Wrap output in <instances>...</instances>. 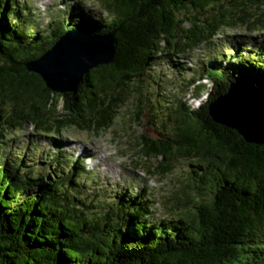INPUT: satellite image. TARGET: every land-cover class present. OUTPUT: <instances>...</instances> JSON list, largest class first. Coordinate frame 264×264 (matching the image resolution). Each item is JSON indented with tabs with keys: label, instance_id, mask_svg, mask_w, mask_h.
Listing matches in <instances>:
<instances>
[{
	"label": "trees",
	"instance_id": "16d2710c",
	"mask_svg": "<svg viewBox=\"0 0 264 264\" xmlns=\"http://www.w3.org/2000/svg\"><path fill=\"white\" fill-rule=\"evenodd\" d=\"M232 1L233 6L256 9L264 5V0ZM98 2L109 14L107 21L102 23L74 2L67 10L74 26L66 30H83L91 36L113 33L112 54L84 71L72 88L55 91L35 63L66 31L59 32L56 26L47 34L28 32L17 1L0 0V264H264V141L246 140L209 112V105L226 94L230 83L241 81L229 78L226 65H235L238 74L246 76L242 82L264 96L260 44L241 51L237 38L227 42L233 49L230 53L202 61L184 88L188 91L191 86V99L197 104L179 101L174 120L168 114L175 123L173 136L161 139L160 132L158 138L143 136L146 155L160 157L157 172L169 170L174 155L192 159L194 194L164 210L163 216L154 217V200L146 186L136 192L124 188L108 201L86 200L85 193L90 192L80 182L86 171L81 158L68 166V177L62 176L65 169L51 170L64 156L57 147L47 167L38 171L3 151L5 133L26 121L47 133L68 127L67 121L80 128L90 123L98 130L108 128L133 94L131 86L140 85L144 77L154 81L147 70L157 59L164 56L172 69H185L173 57L213 44L220 28L247 24L250 16L247 9L237 16L217 11L213 8L217 0ZM189 9L192 15L187 14ZM263 14L248 27L264 25ZM223 56L225 65L220 67ZM197 74L210 80L209 88L195 84ZM138 85L135 90L140 93ZM156 91L157 97V87ZM148 104L152 106L149 100ZM156 105L162 106L159 100ZM50 137L54 144L59 141ZM253 138L264 140V135Z\"/></svg>",
	"mask_w": 264,
	"mask_h": 264
},
{
	"label": "rangeland",
	"instance_id": "374dc122",
	"mask_svg": "<svg viewBox=\"0 0 264 264\" xmlns=\"http://www.w3.org/2000/svg\"><path fill=\"white\" fill-rule=\"evenodd\" d=\"M16 1L17 5L23 10L24 22L22 24L28 32L38 31L47 34L56 26H58L59 32H65L67 27H73L74 21L71 18L68 21L67 10H70V4L74 2H78L86 12L96 16L103 21L102 23L109 19V14L102 9L98 0ZM233 2L232 0H217L213 8L217 9V11L223 9L226 11L225 14L230 15L233 14L231 12H234L235 16L242 13L241 9H247L250 12L248 22L264 13V5L256 9L249 5L238 4L233 6L231 5ZM207 10H209V7H207ZM193 13V10L189 9L187 14L192 15ZM262 17H264V14ZM248 22L247 24L238 23L232 25V27L221 26L222 28L213 37V44L200 45L197 50L184 51L173 57L176 63L181 64V66L178 65L179 68L185 69L180 71L172 69L169 63L165 61L164 56L157 59L147 70V73L154 75V81H152L151 77H144L140 81V85L131 86L133 94L118 108L108 128L98 130L91 123L88 127L80 128L67 121L68 127H54L53 131L47 133L35 129L32 122L26 121L21 126H13L12 129L5 133L6 140L3 151L11 157L16 154V157L23 158V162L29 165L30 170L38 171L47 167V159L54 156V148L57 147L58 152L61 150L64 156L60 158V162L51 170L55 169L59 173V171L61 172L65 169L62 172V176L68 177V166H72L73 161L77 157H81L86 171L80 175V182L83 181L84 190L90 192L89 194L85 193L86 200L89 198L94 200L103 198L108 201L120 195L124 188L136 192L142 186H146V193L154 200V217L163 216L164 210H168L172 206L175 207L181 200H185L187 194L190 197L194 194L192 185L195 177L191 173L189 164L192 159L180 154L174 155L168 162L170 165L169 170L164 173L157 172L158 170H155V167L160 157L146 155V152H144L146 142H144L143 136L158 138L157 133L159 132L163 135L161 139H168L173 136L175 124L173 123L175 118L173 111L177 108L178 102L187 100L191 106L197 104L191 99L194 95L191 86V89L184 91L187 78L190 75L193 76V69H196L202 61H208L210 55L233 51L230 45L227 46V42L229 44L230 42L235 43L237 38H241L242 42L240 45L234 44L241 51L255 48L259 44L263 47L261 51L264 50V25L257 24L249 28ZM77 46H81V44L79 43ZM65 48L67 50L69 48L67 43H65ZM58 52L60 53V51ZM51 56H56V54ZM106 57L108 59V56ZM225 59L226 56L225 58L223 56L220 61V67L225 65ZM46 63L47 61H41L39 64L43 66H39V64H36V66L44 70L47 69ZM226 66L231 71L229 78L233 81L245 79L246 76L238 74L239 70L236 69L235 65ZM208 70L214 72L213 67L209 65ZM47 72L51 73L52 71L47 69ZM49 73L48 75H50ZM195 80V84L201 83L207 88L210 87V80L204 76L200 78L199 74H197ZM136 85L139 86L140 93L135 90ZM156 87L158 92H160L157 97ZM204 94L205 92L201 94L200 99H203ZM158 97L161 98L158 99ZM156 98L162 104L161 107L156 105ZM148 100L152 106L148 104ZM163 100H165V103H163ZM60 107L59 111H61ZM6 109L5 112L10 111L9 107ZM136 111L141 113L138 114V117H135ZM51 135L59 140L56 144L50 137ZM65 140L69 143H66ZM31 141L32 144H28ZM66 157L67 159H65ZM63 159L68 161L69 164H64Z\"/></svg>",
	"mask_w": 264,
	"mask_h": 264
},
{
	"label": "bare ground",
	"instance_id": "6f19581e",
	"mask_svg": "<svg viewBox=\"0 0 264 264\" xmlns=\"http://www.w3.org/2000/svg\"><path fill=\"white\" fill-rule=\"evenodd\" d=\"M65 41L72 44L68 50L45 60L47 67L52 69L53 78L56 80L55 84L60 88L71 87L85 66L105 61L112 45L109 38L92 39L79 33L68 35L64 39ZM79 43L81 46L77 47ZM74 45L77 47L76 58H74L75 54L73 55ZM50 61L52 62L50 63ZM47 83L50 85L49 82ZM248 88L245 84L231 87L227 97L219 100L222 103L221 108L240 124L245 123L246 129L250 130L251 134H254L253 136L264 135V101L260 95Z\"/></svg>",
	"mask_w": 264,
	"mask_h": 264
},
{
	"label": "water",
	"instance_id": "95a60500",
	"mask_svg": "<svg viewBox=\"0 0 264 264\" xmlns=\"http://www.w3.org/2000/svg\"><path fill=\"white\" fill-rule=\"evenodd\" d=\"M73 33H79V34H83V35H87L89 38H92V39H99V38H109L111 41H112V45H111V48H110V51H109V54H108V59L110 58V56H111V54H112V50H113V47H114V40L112 39V34L113 33H110V34H103V35H90V34H88V33H84L83 32V30H76V29H68V30H66V32L63 34V35H61L59 38H58V40L53 44V46L51 47V48H49L48 50H46L42 55H41V57L39 58V61H37L36 63H35V66H36V64H39L41 61H45V60H47V59H50L51 57H49V56H51V55H53V54H56V56L59 54V52L58 51H60V53H64V51L65 50H67L66 48H65V43H67L68 44V47H70L72 44L71 43H69V42H67V41H65L64 42V39H66L67 38V36L68 35H70V34H73ZM75 47L73 48V55L75 54V56H74V58H76L77 57V51H76V49H77V47H76V45H74ZM63 47H64V49H63ZM69 49V48H68ZM58 52V53H57ZM108 59H106L105 61H107ZM105 61H100V62H105ZM97 62H94V63H92V64H89V65H87V66H85L84 68H83V70L81 71V73H79L78 75H77V78H75V80H74V84L71 86V87H69V88H67V89H70V88H72L79 80H80V78H81V75L83 74V72L84 71H86V70H88L89 69V67H92V66H94V64H96ZM40 66H43V65H41L40 64ZM46 67V66H45ZM47 69H50L51 71H52V69H51V67H47ZM47 69H44L43 70V68L42 69H39V68H37V70L40 72V73H42V75H43V77L45 78V80L47 81V82H49L50 83V87L53 89V90H55V91H62L64 88H60V87H58L55 83H56V80L53 78V72H51V73H49V72H47ZM46 71V72H45ZM45 73H47V74H45ZM48 73L50 74V75H48ZM245 82L246 81H243L242 82V80L241 81H236V82H234V83H230L229 84V88H228V90H227V92H226V94H224V95H222V96H219L215 101H213L210 105H209V112H210V115L213 117V119L214 120H216V121H218V122H220V123H223V124H227L228 126H231V127H234L235 129H237L240 133H242L244 136H245V138H246V140H248V141H253V142H260V141H264V140H257V139H255V138H253L254 136V134H251V131L250 130H247L246 129V124L245 123H239V122H237V120H235V118H233L232 116H230V114H228L227 112H225L221 107H222V103H221V101H219L220 99H223V98H225V97H227V95L229 94V92L231 91V87H234V86H236V85H241V84H245ZM52 85H54V86H52ZM249 89V88H248ZM254 90V89H253ZM253 90H251L250 89V91H253ZM254 92V91H253ZM255 94H256V91L254 92ZM264 97V96H263ZM263 97H261V99L263 100ZM219 101V102H218ZM264 101V100H263ZM219 103H220V105H219ZM222 109V110H221ZM234 112V111H233ZM234 115V114H233ZM239 123V124H238ZM251 137V138H250ZM256 137H258V136H256Z\"/></svg>",
	"mask_w": 264,
	"mask_h": 264
}]
</instances>
